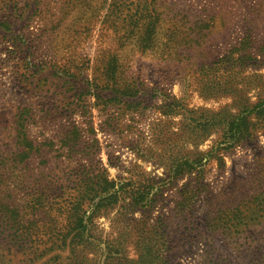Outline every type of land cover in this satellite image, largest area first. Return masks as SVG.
Masks as SVG:
<instances>
[{
    "label": "rangeland",
    "instance_id": "374dc122",
    "mask_svg": "<svg viewBox=\"0 0 264 264\" xmlns=\"http://www.w3.org/2000/svg\"><path fill=\"white\" fill-rule=\"evenodd\" d=\"M11 3L0 11V263L264 264V0ZM237 116L247 135L230 144L224 122ZM115 191L95 242L37 255L70 231L67 210ZM15 232L32 236L25 248Z\"/></svg>",
    "mask_w": 264,
    "mask_h": 264
},
{
    "label": "trees",
    "instance_id": "16d2710c",
    "mask_svg": "<svg viewBox=\"0 0 264 264\" xmlns=\"http://www.w3.org/2000/svg\"><path fill=\"white\" fill-rule=\"evenodd\" d=\"M11 1L12 0H0V11H2L4 7L5 9L10 8V4H12ZM154 28H155V25L153 23V26L148 24L144 30L148 32V30L150 29L153 30ZM147 32H146L147 36H150L151 33L149 32L147 33ZM115 64H116V58L112 56L111 59L109 60V66L106 69L108 71L109 69L111 70V74L106 73V77L109 81H111V83L115 82V69H114ZM108 88L111 89L113 92L117 93L114 86L108 87ZM133 90L134 88L131 87L119 93H122L123 96H130ZM247 110L253 111V108L247 109ZM16 124H17L18 139L24 146H27V144H29V138H28L29 136L27 132L28 123L23 118L22 114L17 119ZM246 125H247L246 118H241L240 116H237L235 118H232L224 122V129L226 131L225 133L226 134L229 133V138H228L229 141L227 142L230 144H237L240 141L244 140L247 135ZM180 162L181 163L178 166H180L181 168H183L184 166L193 167V163H195V161L190 162L189 160H186V159H183ZM120 187L122 188L124 186L122 185ZM147 195L148 194L145 195L144 193H141L139 194V196H135V197H137L138 202L142 203L143 205L148 206L150 200L147 198ZM117 197H118V191H115V192L110 193L106 197H103V198L101 197L97 203L96 202L95 203L89 202V203H84V204L77 203V206H75L74 209L67 210L66 211V221L69 220L68 218L69 216L72 217V219L67 222V224L70 227V231L68 233L59 232L56 234V236L51 235L48 238V242H50L52 238L53 239L50 242L49 248L48 246H45L44 248H42V250L38 249L37 255L38 256L43 255L44 253H46L47 250L49 252L54 251V250L62 251L61 250L62 248H67L69 252H72L75 249H79V246L90 245L89 241H91V239L93 242H95L98 239L97 234H94V228L96 225L95 222L98 216L100 215L99 207L106 205L107 203H109V205L116 203ZM84 214L87 216H85ZM70 235L71 237L69 238ZM31 237L32 236H30L29 234L24 235V233L15 232L13 234V240L17 238L15 242L19 244L22 243L23 246H19L22 248H25V245H24L25 243L28 244L30 242ZM32 253L35 254V251H33ZM38 256L33 258V260L39 259ZM59 256H60L59 254H55L54 260L57 259Z\"/></svg>",
    "mask_w": 264,
    "mask_h": 264
}]
</instances>
